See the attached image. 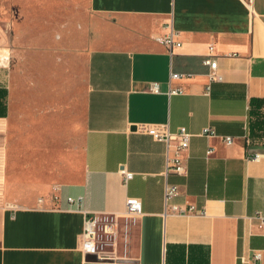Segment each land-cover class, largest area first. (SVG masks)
Segmentation results:
<instances>
[{
	"label": "crops",
	"instance_id": "0c3cea01",
	"mask_svg": "<svg viewBox=\"0 0 264 264\" xmlns=\"http://www.w3.org/2000/svg\"><path fill=\"white\" fill-rule=\"evenodd\" d=\"M6 2L0 264H264V0ZM168 21L182 40L173 53L156 40ZM172 73L182 93H168ZM78 103L82 161L70 169ZM142 122L187 128L186 174L165 176L166 143ZM166 179L172 202L207 214H165ZM129 196L142 201L134 219L122 216ZM86 211L100 219L101 258L82 249Z\"/></svg>",
	"mask_w": 264,
	"mask_h": 264
},
{
	"label": "built area",
	"instance_id": "2783aa9c",
	"mask_svg": "<svg viewBox=\"0 0 264 264\" xmlns=\"http://www.w3.org/2000/svg\"><path fill=\"white\" fill-rule=\"evenodd\" d=\"M165 31L156 37V40L164 44L170 53H173L175 48L182 45L180 31L174 28L171 21L165 22ZM0 48V64L9 58V55H5ZM206 62L210 66L209 77L210 79L218 78L216 72L217 61L215 58L211 57ZM183 75L180 73H172L169 80V94H178L183 92L182 87H175L171 84L173 78H180ZM149 89L153 92H160V87L158 82H151ZM137 129L152 135L156 140L164 141L167 146L166 154V169L165 176L167 177L170 173L184 175L188 172V167L186 163V154L190 146V139L192 134L187 130L186 127L181 126L176 132H172L167 123H148L142 122L138 123ZM215 129L211 126L204 128L203 134L210 135L214 134ZM224 140L227 143H232L233 137L225 136ZM262 157L261 153H255L249 155V160L258 161ZM133 176L130 171L124 170V180H128ZM178 193V184L171 183L166 179L164 186V199H165V214H198L206 215L207 211L204 208H197L195 205H182L172 202L173 197ZM67 201L71 206L79 207L84 201V196H69ZM86 211V219L84 224V232L82 235V249L87 254H95L101 258L98 241L100 240L99 235V223L100 219L97 218L96 213H90ZM142 214V201L139 197L129 196L126 198L125 210L122 216L126 219L136 218ZM258 217L261 220V224H264V211L258 212ZM114 216L106 215L103 220L108 222H113ZM261 251H256L254 253L255 259H261ZM107 258L106 256H103Z\"/></svg>",
	"mask_w": 264,
	"mask_h": 264
},
{
	"label": "rangeland",
	"instance_id": "374dc122",
	"mask_svg": "<svg viewBox=\"0 0 264 264\" xmlns=\"http://www.w3.org/2000/svg\"><path fill=\"white\" fill-rule=\"evenodd\" d=\"M14 11L10 12V7L9 4L6 2V0H0V28L2 27L4 29H8L10 27V22L11 18L13 15ZM5 37V36H4ZM6 38V37H5ZM4 41V42H3ZM8 41L6 39L3 40L2 37H0V48L6 47V49H2L1 51L5 55H9V60L6 59L0 64V69L3 67L4 64L8 65V62L10 61V50L8 49ZM82 107L78 103L77 107V121H76V127L73 132H71V137L69 140V145H68V159H69V166L70 169L72 167H80L81 166V161H82V140H83V116H82ZM57 151L59 152V147H57ZM64 148V146L60 147ZM64 152V151H63ZM63 154V153H62ZM58 164H60L58 162Z\"/></svg>",
	"mask_w": 264,
	"mask_h": 264
},
{
	"label": "trees",
	"instance_id": "16d2710c",
	"mask_svg": "<svg viewBox=\"0 0 264 264\" xmlns=\"http://www.w3.org/2000/svg\"><path fill=\"white\" fill-rule=\"evenodd\" d=\"M256 102H255V100L253 101L252 100V107H251V111H253V110H255L258 106H259V104H255Z\"/></svg>",
	"mask_w": 264,
	"mask_h": 264
},
{
	"label": "water",
	"instance_id": "95a60500",
	"mask_svg": "<svg viewBox=\"0 0 264 264\" xmlns=\"http://www.w3.org/2000/svg\"><path fill=\"white\" fill-rule=\"evenodd\" d=\"M93 257H95V258H96V257H98V256H97V255H95V254H93Z\"/></svg>",
	"mask_w": 264,
	"mask_h": 264
}]
</instances>
